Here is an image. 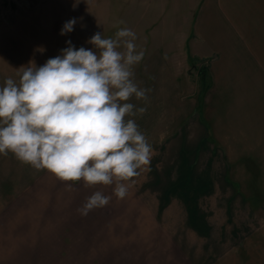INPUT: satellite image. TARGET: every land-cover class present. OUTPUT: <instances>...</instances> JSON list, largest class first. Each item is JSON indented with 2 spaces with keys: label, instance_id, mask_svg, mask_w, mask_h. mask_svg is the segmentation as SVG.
<instances>
[{
  "label": "crops",
  "instance_id": "crops-1",
  "mask_svg": "<svg viewBox=\"0 0 264 264\" xmlns=\"http://www.w3.org/2000/svg\"><path fill=\"white\" fill-rule=\"evenodd\" d=\"M146 63L148 119L157 124L140 129L158 130L149 143L162 150L151 161L191 160L196 184L190 192L208 193L210 209H223L224 216L220 222L216 211L202 216L195 211L201 204L193 201L194 212L178 227L186 233L148 236L155 250L145 247L139 264H264V0H148L143 68ZM192 63L203 64L198 74L204 93L195 84ZM169 144L180 146L177 157L163 151ZM205 145L209 179L201 185L195 166ZM219 160L220 169L213 163ZM1 200L2 233L14 207ZM168 219L148 217V225L161 226ZM218 224L224 226L223 246L217 243Z\"/></svg>",
  "mask_w": 264,
  "mask_h": 264
},
{
  "label": "rangeland",
  "instance_id": "rangeland-1",
  "mask_svg": "<svg viewBox=\"0 0 264 264\" xmlns=\"http://www.w3.org/2000/svg\"><path fill=\"white\" fill-rule=\"evenodd\" d=\"M73 18L77 21L73 31L61 35L63 25ZM118 21L123 24L117 26ZM124 27L136 33L135 43L138 49L145 51L143 60L134 69L137 84L145 88L148 67L147 63L145 68L143 65L148 58V0H0V87L9 77L18 79L16 73L22 66L32 63L40 67L49 58L61 55L69 46L67 41L76 49L84 47L95 51L88 43L94 34L99 32L104 38H114L115 32ZM201 66L191 64L200 94L206 90L202 87L203 77L198 74ZM140 71L143 73L139 75ZM200 99L202 102L204 98L200 96ZM129 102L137 108L146 107L143 115L131 117L139 128L145 123L157 124L156 119H148V111H151L148 100L133 97ZM159 115L165 120L163 114ZM188 128H193L192 122L188 123ZM140 130L148 141L154 140L150 135L158 131ZM178 147L169 144L163 146V151L174 153L170 156L175 158ZM154 148L153 156L162 152L161 146ZM209 154V146H201L202 159L195 166L201 174L197 179L201 185L208 183ZM220 162L213 161L219 164L218 169ZM192 163L191 160H153L150 171L135 177L126 197L119 199L113 193L114 185L86 187L77 182L69 190L68 183L49 172L36 171L11 153L0 155L1 202L3 206L7 203L10 208L14 207L13 212L9 209L8 225L0 232V250L4 254L0 256V264H139V254L145 247L155 250L153 243H148V236L161 232L186 233L185 228L178 227H183L184 220L187 222L188 215L194 212L193 201L201 204V209L195 211L202 216L216 211L213 216L220 222L224 210L210 209L208 193L190 192L196 184ZM178 166L182 167V176L177 175ZM96 191L110 196L109 204L90 211L87 216L81 215L77 210ZM18 200L19 208H16ZM173 202H177L176 205ZM148 217L169 219L161 226H150ZM181 222L183 224L177 225ZM220 224L217 243L222 241L223 246L224 241L219 239L224 238L221 230L224 226ZM232 242L238 244V240Z\"/></svg>",
  "mask_w": 264,
  "mask_h": 264
},
{
  "label": "clouds",
  "instance_id": "clouds-1",
  "mask_svg": "<svg viewBox=\"0 0 264 264\" xmlns=\"http://www.w3.org/2000/svg\"><path fill=\"white\" fill-rule=\"evenodd\" d=\"M76 19L67 21L61 35L73 31ZM123 24L118 21L117 26ZM136 33L119 28L114 38L94 34V50L76 49L71 41L62 54L42 66L30 63L7 78L0 87V155L11 153L36 171H47L71 185H114L123 199L131 182L150 171L153 146L135 119L146 107L150 89L135 80V66L145 56ZM111 197L94 192L77 210L87 216L103 208Z\"/></svg>",
  "mask_w": 264,
  "mask_h": 264
}]
</instances>
